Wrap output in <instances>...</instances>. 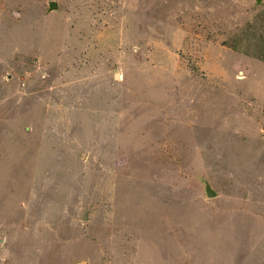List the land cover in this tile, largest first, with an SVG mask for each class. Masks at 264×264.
Here are the masks:
<instances>
[{
  "label": "rangeland",
  "instance_id": "obj_1",
  "mask_svg": "<svg viewBox=\"0 0 264 264\" xmlns=\"http://www.w3.org/2000/svg\"><path fill=\"white\" fill-rule=\"evenodd\" d=\"M260 15L0 0V264H264Z\"/></svg>",
  "mask_w": 264,
  "mask_h": 264
},
{
  "label": "water",
  "instance_id": "obj_2",
  "mask_svg": "<svg viewBox=\"0 0 264 264\" xmlns=\"http://www.w3.org/2000/svg\"><path fill=\"white\" fill-rule=\"evenodd\" d=\"M260 0H256V3L258 4ZM57 10V5L55 2H50L48 5V11H55ZM264 136V132H263ZM203 184V190L207 198H213L216 196V192L209 186L207 182L201 181Z\"/></svg>",
  "mask_w": 264,
  "mask_h": 264
},
{
  "label": "trees",
  "instance_id": "obj_3",
  "mask_svg": "<svg viewBox=\"0 0 264 264\" xmlns=\"http://www.w3.org/2000/svg\"><path fill=\"white\" fill-rule=\"evenodd\" d=\"M260 16H263L264 17V15H260ZM262 28V30H255L254 29V31L256 32V33H258L259 34V37L261 38V39H259V42L258 43H256V49L258 48V47H260L261 48V54H259V59H261V60H263L264 61V25H263V27H261ZM239 39L238 38H236V41H238ZM240 41V40H239Z\"/></svg>",
  "mask_w": 264,
  "mask_h": 264
},
{
  "label": "clouds",
  "instance_id": "obj_4",
  "mask_svg": "<svg viewBox=\"0 0 264 264\" xmlns=\"http://www.w3.org/2000/svg\"><path fill=\"white\" fill-rule=\"evenodd\" d=\"M214 198V197H213ZM210 199V198H209Z\"/></svg>",
  "mask_w": 264,
  "mask_h": 264
}]
</instances>
